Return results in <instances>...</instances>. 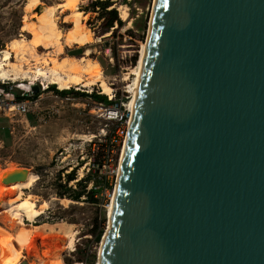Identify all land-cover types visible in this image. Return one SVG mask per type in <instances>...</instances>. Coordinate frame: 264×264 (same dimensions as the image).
Wrapping results in <instances>:
<instances>
[{"label": "water", "instance_id": "1", "mask_svg": "<svg viewBox=\"0 0 264 264\" xmlns=\"http://www.w3.org/2000/svg\"><path fill=\"white\" fill-rule=\"evenodd\" d=\"M151 14L100 264H264V0Z\"/></svg>", "mask_w": 264, "mask_h": 264}, {"label": "rangeland", "instance_id": "2", "mask_svg": "<svg viewBox=\"0 0 264 264\" xmlns=\"http://www.w3.org/2000/svg\"><path fill=\"white\" fill-rule=\"evenodd\" d=\"M96 1L0 0V49L9 48V43L16 38L32 43L30 39L33 34L22 30L24 21L33 22L45 7L58 5L53 15L63 34L59 37L62 50H59L58 44L53 40L51 42L54 44L38 46L34 53L29 49L24 54L27 60L21 61L13 57L12 61L26 62L24 66H31L38 72V68L45 65L43 58L50 60L48 66L53 64L49 58L52 55L57 60L67 56H87L90 61L100 63L99 74L112 87L110 97L103 93L100 82L94 81L92 77L70 87L76 91L61 95L50 87L55 84L56 88L61 89L58 84L38 73L33 79L9 80V84L15 88L23 82L31 93L32 85L37 84L42 93L33 103L28 104V111L33 115L36 126H21L13 135L18 136L14 144L0 145V194H4L15 184L25 195L32 194L38 206H42L44 202L48 205H44L43 214L35 218L34 222L27 221L22 212L15 211V207H0V260L9 251L7 239L26 224L32 227L34 234L30 239L31 247L23 250L21 261L37 264L38 259L51 252L53 263L49 264H78L82 261L91 262L90 260L94 264L98 262L99 248L108 222V208L104 206L107 191L103 189L95 194L98 201L87 198L86 195L74 200L72 194L81 188L77 185V180L86 176L90 177L87 181L88 189L95 184L96 178L100 180L98 176H103L102 180H108L111 183L109 189L113 191L126 133L118 134V149L110 159L109 137L117 123L104 116L106 114L96 107V100L90 94H104L108 99L112 98L114 103L128 102L131 92L127 88L135 75L131 68L133 64H137L141 47L147 39L155 0H102L109 2L108 9L116 8L122 20V23L116 22L111 28L105 24L109 15L100 5L95 4ZM78 10L82 11L81 23L91 30L92 40L85 45L69 46L64 42V33L74 26L73 15ZM122 12L123 17L128 15V19L121 17ZM87 49L90 52L85 55ZM112 104L105 103L106 106ZM16 168L29 169L26 179L10 180L8 173ZM72 170L76 178L68 182L66 175ZM13 213H16V218L11 220L9 218ZM76 230L78 233L74 248L57 252L59 241ZM100 230H103V235L97 240Z\"/></svg>", "mask_w": 264, "mask_h": 264}, {"label": "bare ground", "instance_id": "3", "mask_svg": "<svg viewBox=\"0 0 264 264\" xmlns=\"http://www.w3.org/2000/svg\"><path fill=\"white\" fill-rule=\"evenodd\" d=\"M27 6L29 7V4H27ZM57 7L58 5L56 7L49 5L45 7L40 14H37V20H34L33 22L27 20L24 21L22 30L33 34V38L30 39L33 41L32 43L26 41L23 38H16L9 43V48L0 49V78L12 81L24 78L33 79V76L37 75L38 73V75L50 78L51 82L58 84L59 88L68 89L74 85L81 84L85 79L93 77L94 81L100 82L103 93L108 95L112 94V87L103 78V76L99 74V71L101 70L100 63L96 60L90 61L91 59H89L87 56H67L62 60H57L56 57H52L54 56L52 55L49 58L52 60L53 64L48 66L47 63L50 62V60L43 58L42 61L43 63L45 62V65L47 66L44 65L38 68V72H36L35 69L30 68L31 66H24L26 62H21L23 61L22 59L27 60V57H25L24 54L29 51V49L30 51L33 50L34 53L36 47L47 46L52 43L53 40H55L56 45L58 44L59 50H62L63 47L61 46L59 37L63 34L57 26L55 15H53ZM81 13V10L74 12V26L71 27L66 33H64V42L69 46L73 44L85 45L90 43L92 40L91 30L87 29V27H85V25L80 21ZM149 25H151V23ZM146 47L147 43L145 41V43H143L141 47L139 59L137 61V64H135L136 66L131 68L132 72H134L135 75L132 83L129 84V88H127V90L131 92V94L129 96L128 102L126 103L127 107L131 111V119L135 110L136 98L145 60ZM89 52L90 50L87 49L85 51V55H87ZM13 57L18 58L21 61H12ZM36 60L38 61L39 58H36ZM25 89L27 90V88ZM110 97H112V95H110ZM124 146L121 151V159L123 158ZM120 170L121 166L119 165L116 184L118 181ZM10 174L11 172L8 173L9 178H11ZM114 190V192H116V188H114ZM115 194L116 193H114L113 200L115 198ZM5 196H7V199L5 204H3L4 201L3 203H1V200ZM44 205H48L47 202H44L42 206H38L36 201L33 199L32 194L25 195V193L15 184H12L10 189L7 190L4 194H0V207H15V211L22 212L25 216V219L29 222H34L35 218L43 214ZM113 208L114 207L112 202L110 208L108 209L107 228L102 238L101 247L99 248V257L97 264H100L101 251L103 248L105 236L111 228ZM11 218H16V213H13ZM77 233V230L72 231L68 234L67 238L61 239L57 245V252H64L68 249H73L75 244V236ZM32 234H34L32 227H29L25 224L24 227L13 237L8 238L7 241L10 248L9 251L0 260V264H19L21 262V258L23 257V250L31 245L30 239L32 238ZM48 253L49 254L45 255L44 258L38 259L37 264L51 263L53 260L52 253Z\"/></svg>", "mask_w": 264, "mask_h": 264}, {"label": "built area", "instance_id": "4", "mask_svg": "<svg viewBox=\"0 0 264 264\" xmlns=\"http://www.w3.org/2000/svg\"><path fill=\"white\" fill-rule=\"evenodd\" d=\"M0 80L5 84V87L0 90V114H4L7 116L15 115L17 112H22L25 114V112L28 111V104L29 101L32 100L31 95L34 92L31 93L29 89L26 90L18 87L17 85L15 88L12 84H9V80H4L1 78ZM95 102L96 107L100 111H104V114H106L104 116H106L108 119L114 120L117 123V127L113 130L109 137L110 147L108 149V155L111 154L110 159H112L113 153H116V150L118 149V146H116V143H119V140L117 139L118 134L121 132H125L127 134L129 121L131 118V111L123 101H121V104H119V102H115L110 106H106L104 102ZM98 177L100 178V180L103 179V176ZM102 181L104 182V184L105 181L107 182V184L104 185L101 191L103 189L107 191V196L105 195L106 199H104L107 202L104 203V206L109 209L113 202L115 190L112 189L113 191H110L109 188H111V183L108 180ZM92 187L97 188L98 186L92 184L91 188ZM78 264H94V261H82Z\"/></svg>", "mask_w": 264, "mask_h": 264}, {"label": "trees", "instance_id": "5", "mask_svg": "<svg viewBox=\"0 0 264 264\" xmlns=\"http://www.w3.org/2000/svg\"><path fill=\"white\" fill-rule=\"evenodd\" d=\"M95 4L97 6H101V8H103V10H105L107 12V14L109 15L107 20H106V26L111 28L115 25L116 22L118 23H122V20L119 18V14H118V10L116 8H111V9H108L110 7V4L108 1H102V0H97L95 2ZM122 8H124L123 11H125V13H128L127 12V9H125L124 6H121ZM121 17L125 20V19H128V15L126 14V17H123V12L121 14ZM133 67H135L136 65L133 64L132 65ZM132 67V68H133ZM19 85H25L23 82H21ZM51 89L57 91V93L61 94V95H66L67 93H69L70 91H76V90H73V89H58L56 88L55 84H51ZM42 92L41 91H38V92H34L32 95H31V99H36ZM76 93H79V92H76ZM84 93V92H83ZM85 95V94H84ZM91 97L98 101V102H104V103H108V104H112L114 103V101L112 99H108V97L104 94H101V93H97V92H92L91 94ZM75 170V169H74ZM74 170H72L71 172H69L67 175H66V179L68 182H71L72 180H74L76 177H75V172ZM90 177L89 176H86L80 180H77V185H80L81 188L78 189V190H75L74 191V194H72V198L74 200H79L83 197V195H86V197H90L91 199H93L94 201H98L97 198H95V194L98 193L99 191H101V189L104 187L105 184H107V182L105 181V184L102 180H99V179H95V186H98L97 188H90L88 189L87 187V181H89ZM84 184V185H83ZM103 230H100L96 236V239L97 240H100L103 233H102ZM95 256H93V260H94ZM92 261V260H90Z\"/></svg>", "mask_w": 264, "mask_h": 264}, {"label": "crops", "instance_id": "6", "mask_svg": "<svg viewBox=\"0 0 264 264\" xmlns=\"http://www.w3.org/2000/svg\"><path fill=\"white\" fill-rule=\"evenodd\" d=\"M18 86L21 88H25L24 85H18ZM4 87L5 84L2 83V81L0 80V90L3 89ZM29 103L30 104L33 103V99L30 100ZM32 116L33 115L30 114L29 111L25 112V114L22 112H17L15 115H11V116L0 114V145L3 146L6 144L7 145L14 144V140H16L18 136H13V135L16 132L15 130L19 129L21 126H23L24 128L26 127L34 128V126L36 125L33 122ZM9 219H11V217Z\"/></svg>", "mask_w": 264, "mask_h": 264}]
</instances>
